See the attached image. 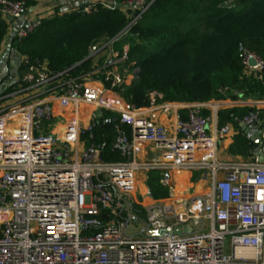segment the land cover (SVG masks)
<instances>
[{
  "label": "built area",
  "instance_id": "obj_1",
  "mask_svg": "<svg viewBox=\"0 0 264 264\" xmlns=\"http://www.w3.org/2000/svg\"><path fill=\"white\" fill-rule=\"evenodd\" d=\"M29 1L0 0L1 17L22 19ZM145 1L127 3L136 13L124 30L92 46L88 58L125 35L148 7ZM96 7L84 4L80 12L91 14ZM39 24L25 22L16 39ZM122 48L110 49L101 65L75 77L22 57L20 85L15 87L14 78L0 91V264H264V151L261 163L255 156L243 163L220 161L218 145L231 128L211 129V117L203 112L209 102L180 104L186 116L177 114L172 135L151 122L147 108L133 107L118 91L129 71L134 76L139 69L128 62V45ZM239 57L246 71L262 72L256 56ZM156 98L150 95L148 108L160 105ZM161 105L164 111L176 108ZM83 107L92 108L85 124ZM103 112L116 119L117 162L101 159L107 145L99 135ZM238 124L264 129V108ZM141 145L160 150L161 158L138 161ZM162 171L204 172L208 188L143 208L133 199L136 174ZM133 204L144 209V218ZM130 225L139 229V238L126 235ZM163 229L166 235H153ZM174 229L181 233L171 235Z\"/></svg>",
  "mask_w": 264,
  "mask_h": 264
},
{
  "label": "trees",
  "instance_id": "obj_2",
  "mask_svg": "<svg viewBox=\"0 0 264 264\" xmlns=\"http://www.w3.org/2000/svg\"><path fill=\"white\" fill-rule=\"evenodd\" d=\"M21 1V0H10ZM114 8L96 4V11L82 14L81 9L40 21L39 28L13 48L36 65L46 63L53 72L67 70L72 77L87 73L103 63L110 49L121 52L128 45V62L139 68L134 79L118 91L137 109L148 108L150 95L157 104H204L215 100L221 91L244 84V95L264 100V0H146L148 5L130 30L109 47L88 58L92 46L114 39L128 24L135 9L127 6L135 0H113ZM28 5V3H27ZM124 6V9L121 7ZM8 22L0 15V49ZM249 53L263 63L262 72H248L240 55ZM20 70V75L24 73ZM249 107L220 110L218 127L227 124L238 129ZM205 113V112H204ZM104 124L99 135L106 137L101 159L117 162L112 151L114 133L112 115L103 112ZM183 119L186 109H180ZM257 145L241 132L232 139L228 152L249 158ZM156 172H149V174ZM155 199L165 198L167 189L151 191ZM141 218L145 211L133 204Z\"/></svg>",
  "mask_w": 264,
  "mask_h": 264
},
{
  "label": "crops",
  "instance_id": "obj_3",
  "mask_svg": "<svg viewBox=\"0 0 264 264\" xmlns=\"http://www.w3.org/2000/svg\"><path fill=\"white\" fill-rule=\"evenodd\" d=\"M96 3V4H108L114 5L113 0H30L24 12V17L19 20H13L9 22L6 27V35L3 40L0 49V62L5 63V67L0 71V91H3L12 85L15 78V87L20 84L17 83L18 78L21 77L20 70L22 69L21 59L22 56L18 54L13 48L15 35L18 32V28L24 26L25 22L33 20L50 19L56 16L80 9L84 4ZM124 9V6L121 7ZM125 46V45H124ZM123 46V47H124ZM107 56V55H106ZM134 76H129L126 82L128 85ZM245 85L239 84L224 91H221L220 96L209 101V107L203 110L204 114L211 117V129L220 128L217 125V114L220 110L237 108V107H249L255 110H261L264 108V100H254L244 95ZM161 105V104H160ZM156 105L153 108H147L146 117L153 123L164 127L169 135H172L174 120L180 109H184V105L172 104L176 108L170 106L168 111L161 109L162 105ZM54 108L57 111L58 107L54 104ZM175 109V110H174ZM92 111L90 107H83L82 124H85L87 116ZM231 128V134L226 139L222 140L218 145V159L224 162H244L250 160L255 156L257 149L253 155L249 158H243L240 156H233L229 154L228 149L232 143L233 137L241 132L250 141L254 131L249 130L244 133L241 126L238 124V129H235L232 125L227 124ZM259 129V139L261 141V147L264 151V129L260 125H256ZM141 150L138 155V161L149 162L152 159L161 158L162 153L160 150L155 149L153 146L141 145ZM139 176V178H137ZM207 174L204 172H192L187 174H177L173 172H156V173H137L135 179V187L138 189H144V193L140 198H135L136 201L142 203L143 208H148L155 203L165 202L170 196L174 195H200L208 188ZM141 178V179H140ZM165 187L167 189V196L164 198L155 199L152 196L151 191L155 190L158 186ZM148 188L149 190H147Z\"/></svg>",
  "mask_w": 264,
  "mask_h": 264
},
{
  "label": "water",
  "instance_id": "obj_4",
  "mask_svg": "<svg viewBox=\"0 0 264 264\" xmlns=\"http://www.w3.org/2000/svg\"><path fill=\"white\" fill-rule=\"evenodd\" d=\"M9 20V22H12L13 21V19L12 18H9L8 19ZM20 28H18V30H19ZM17 30V31H18ZM254 64H255V62H254V60L253 59H249V61H248V65L250 66V67H252V66H254ZM136 74H137V72H135V74H134V77L136 76ZM134 77H133V79H134ZM132 79V80H133ZM131 80V81H132ZM116 121V119H113V121L112 122H115ZM241 128L243 129L242 131L244 132V133H247L249 130H253L254 131V133H253V136L250 138V140L255 144V145H257L258 147H259V149L256 151V153H255V157H257V160H258V162L259 163H261L262 162V160H263V150H262V148H260L261 147V141H260V139H259V137H258V135H259V129L256 127V125L255 124H251L250 126H248V127H244L243 128V126H241ZM183 230L185 231V232H188V228L187 227H184L183 228ZM181 233V231L179 230V229H174L173 231H172V233H171V235H179ZM167 234V232L163 229V230H157V231H154L153 232V235L155 236V237H162L163 235H166Z\"/></svg>",
  "mask_w": 264,
  "mask_h": 264
},
{
  "label": "rangeland",
  "instance_id": "obj_5",
  "mask_svg": "<svg viewBox=\"0 0 264 264\" xmlns=\"http://www.w3.org/2000/svg\"><path fill=\"white\" fill-rule=\"evenodd\" d=\"M15 39H16V37H15ZM15 43V42H14ZM4 68H6L5 67V63L4 62H0V71L1 70H3ZM129 76H132L133 75V72H132V70H130L129 71ZM137 178H139V176H137ZM141 179V178H140ZM145 189V188H144ZM144 189H137L136 187H135V190H134V194H133V199H134V197L135 198H140V196L144 193ZM147 190H149L148 188H146ZM150 191V190H149ZM140 195V196H139ZM125 233H126V235H128V236H131V237H133V238H139L140 236H139V229L138 228H136L135 226H133V225H130V226H128L127 227V229H126V231H125Z\"/></svg>",
  "mask_w": 264,
  "mask_h": 264
}]
</instances>
